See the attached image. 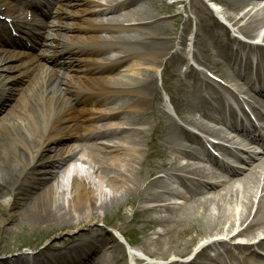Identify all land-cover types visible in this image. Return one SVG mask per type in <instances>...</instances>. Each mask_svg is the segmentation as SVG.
<instances>
[{
  "label": "bare ground",
  "instance_id": "bare-ground-1",
  "mask_svg": "<svg viewBox=\"0 0 264 264\" xmlns=\"http://www.w3.org/2000/svg\"><path fill=\"white\" fill-rule=\"evenodd\" d=\"M54 1L57 5L56 25L54 27L58 33H62L63 30L68 32L77 31L70 23L76 20V15H79L74 12L79 8L82 7L83 9L80 11L85 13H98L100 11L93 4L85 2L81 4L77 0ZM126 1H109L108 3L113 5L108 4L101 11L102 13L112 12L111 19L114 21L111 22L129 24L128 27H132V24L138 23L141 19H150L149 25L155 22L154 18L151 19L146 15L148 5L141 6L143 0ZM227 3L234 9L236 14H231L226 19L232 26H236L240 33L252 36L264 27V0H229ZM114 5L122 9L129 7V11L119 15L116 13ZM250 5H253V7L249 9ZM139 6L140 9H138ZM76 25L79 26L78 23ZM155 25L158 27L161 24ZM145 31L149 33V36L145 38H139L138 36L112 37L113 40H121V42L127 43L128 52L126 54L105 59L107 48L88 53L98 58V66L84 65L81 67L85 74L83 77L92 84V92H97L100 95V93L103 94L106 91L107 94L109 89L116 86L137 88L143 95L142 101L133 102L128 106L132 110H139L142 106H146L147 100L145 98L150 91L151 86L149 84L152 81L151 79H144L143 82L148 83V86L144 87V84L137 80L138 76L136 75L151 74L154 66L152 68L144 66L141 69L140 66L133 65L130 66V69H126V63L133 55H144L146 56L145 59H149L150 64L153 65L168 52L169 47L159 41L138 42L136 38L144 40L158 37L155 28H145ZM97 39L95 37L90 41H96L99 44ZM50 45L54 49L53 56L65 55V65L67 68L71 65V69L75 67L72 62H69V59L74 60L73 56L84 53V51L72 47L60 50L61 43L57 40L51 41ZM71 45L73 46V44ZM258 50L260 53L263 51L261 47H258ZM4 54V52H0V63L6 65L5 67L2 66V70H5L3 83L7 86L6 82L13 78L10 71L20 69L22 65H27L33 59L22 63L19 53H7L5 56ZM40 57L44 56L41 54L35 59H40ZM147 63L148 61H144L143 64ZM147 65L149 66V64ZM115 69L120 75L127 70L133 74H124V79H118L112 76ZM95 73H98V75H91ZM2 75L0 71V76ZM28 82L23 93L17 95L12 105L10 104L11 106L6 108V114L0 116V184L8 185L13 193L18 188L37 187L30 195L31 199L25 205L26 218L23 220V226L27 224L28 226L32 224L33 227L35 225H47L51 231L72 228L75 225L81 226L84 222L90 223L95 216V211L98 213L105 211L123 201L125 192H129L128 182L135 183L132 172H129L133 163V154L138 153L139 150L132 146L127 148L121 155L119 144H106V142H111L110 140L100 138L102 139L100 141L105 143L102 142L99 148H96L95 144L89 143V139L105 137L104 135H98L97 132L111 127L113 123L110 122L111 117L108 116V113L100 110L102 105L98 104L99 99L94 100V105L100 107L96 113L85 112L84 110L81 113L78 108L69 109L71 105L69 98L76 102L81 97L74 92L77 85L72 82V79L70 82L60 79L56 71L43 69L32 76V79ZM72 83H74V88H72ZM51 84L54 85L51 86ZM48 86L49 88L51 86V88L49 89ZM195 93H197V90L192 92L193 102L198 101ZM93 99V96H88L81 102L91 106L90 103ZM108 100L113 102L112 97L104 98L102 102ZM252 100L260 102L255 97H252ZM64 109H68L67 112ZM114 109H118V107H114ZM75 120H80V122L73 124ZM126 121L128 124L137 122L132 118H126ZM102 122L103 125L99 126L98 124ZM190 122L202 127L201 123L195 119H191ZM112 134V136L117 135V133ZM129 134L131 132L125 135L127 142L132 139ZM74 135L78 136L76 138L78 141H83L64 144L65 140L72 138ZM171 144L175 147L180 146V142L177 141ZM246 153L251 154V151ZM250 154L246 158L247 161L253 159ZM252 155L258 156L259 154L254 152ZM261 164L252 167L251 172L246 170L244 178L235 180L225 189L204 194V197L199 199L198 202L202 206V217L204 219L202 230L207 235L217 237L214 234L222 232L219 238L224 239L225 236L233 234L236 229H239L241 225L249 220L252 223L262 224L264 228V188L260 186L257 177L258 168ZM243 168H247V166ZM128 175L131 181L127 180ZM162 197V195H159V198ZM6 206L0 203L1 227L5 220L12 218L11 213L6 215ZM83 213H86L87 216L83 217ZM234 214L235 218H233ZM73 221H78V223H73ZM120 235L123 237L122 233ZM237 235H244L243 230ZM71 238V245L78 243L77 245L81 246L86 240L83 237ZM219 238H216V240ZM263 242L259 241L256 245L263 246ZM215 243L217 242L213 244ZM218 243L220 242L218 241ZM108 245L117 252V257L123 254L121 243L113 236H110ZM48 247L44 248L42 253L32 255V259L23 257L21 253H15L12 257L0 259V264H28L29 260H32L29 262L33 264H60L54 261L57 254L56 249ZM242 247L245 250L238 254L227 250L225 254L218 253L217 258H212L211 261L217 262L218 259L228 258L231 261L244 260L247 264L263 263V259L253 252L249 258H245V251L252 249V247ZM68 249L71 248L66 245L61 249V252ZM58 260H62V257H59Z\"/></svg>",
  "mask_w": 264,
  "mask_h": 264
},
{
  "label": "rangeland",
  "instance_id": "rangeland-1",
  "mask_svg": "<svg viewBox=\"0 0 264 264\" xmlns=\"http://www.w3.org/2000/svg\"><path fill=\"white\" fill-rule=\"evenodd\" d=\"M228 1H217L221 5L216 7L219 9L220 16L224 19L231 14H236L234 9L227 3ZM147 4V17L154 18L156 23L160 22L161 25L158 27H156L157 25L152 26V28H155L158 37L146 39L147 41L145 42H163L168 45L169 50L173 45V41H171L173 35L177 39L186 38L185 32L189 22L196 20L194 15L196 11L210 13L207 5L202 0H148ZM253 5H250L249 9ZM149 21L150 19L139 20V22L143 23ZM212 23H214L213 20L209 19L201 21L198 25L203 44L199 47V52L203 57L204 53H206V48L211 47L212 42H214L208 34L209 31L213 35L215 31L214 27L209 28ZM258 34L264 35V27L252 36L245 34V37L254 38ZM137 36L145 38L149 36V33L143 29L140 30ZM143 61L150 63L149 59ZM137 80L143 82L144 75H138ZM189 82H192V78L189 79ZM18 89L21 90L22 88L18 87ZM9 100L10 102H8ZM14 100L15 98L12 97L3 103L4 105L0 108V116L6 114V108L11 106ZM67 143L69 142L65 144ZM133 173L136 179L135 183L131 184V182H128L129 192H125V198H123L122 202L105 211L99 213L95 211V216L90 223L84 222L81 226L75 225L72 228L51 231L47 225H35L33 227L32 224L29 226L27 224L23 226V220L26 218L24 208L31 199L30 195L37 189L36 186L24 189L18 188L13 193L8 185L0 184V203L7 205L6 215L7 213L12 214V218L5 220L2 227L0 226V259L12 257L15 253H21L23 257L30 259L32 255L42 253L43 249L48 246L50 249H56L57 254L60 255L61 249L71 243V237L74 239L94 237L99 242V239H102V236L105 235L107 239L110 236H114L115 239L118 238L123 247V254L117 261L115 260L114 251L109 252L107 264H129L128 257H130L131 252H137L136 257H130L134 259L131 260V263L133 261V263L137 264L135 262L136 259L146 262L148 256L168 259L174 254L183 255L196 242L211 236L202 230L204 222L202 206L200 202H196L194 199H188L185 204L181 201L174 211L175 215L168 221L154 223L158 216L146 209L148 202L146 185L138 182L140 176L135 169ZM140 185L142 186L141 190ZM82 216L86 217L87 214L83 213ZM233 218H235V214ZM73 223H78V221H73ZM118 230L125 235V238L131 243V247L123 242ZM221 234L222 232H216L214 235Z\"/></svg>",
  "mask_w": 264,
  "mask_h": 264
}]
</instances>
